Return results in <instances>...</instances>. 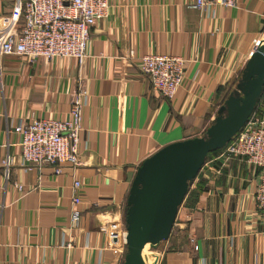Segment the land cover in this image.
Listing matches in <instances>:
<instances>
[{
    "label": "crops",
    "instance_id": "0c3cea01",
    "mask_svg": "<svg viewBox=\"0 0 264 264\" xmlns=\"http://www.w3.org/2000/svg\"><path fill=\"white\" fill-rule=\"evenodd\" d=\"M195 0H110L108 18L90 32L87 58L32 63L0 59V264H117L99 227L125 215L138 168L162 148L203 137L237 87L264 34V0H238L213 13ZM23 7L0 0L3 21L19 30ZM147 54L186 60L184 83L170 100L139 67ZM80 82L90 96L73 168L27 169L21 136L33 114L67 119ZM264 120V90L247 118ZM13 164L10 178L2 160ZM260 170L225 150L209 155L190 183L168 241L151 264H264V224L256 202ZM82 182L79 192L74 182ZM21 187V189L19 188ZM81 198L75 205L73 198ZM80 212L77 226L72 221ZM157 247V246H156Z\"/></svg>",
    "mask_w": 264,
    "mask_h": 264
},
{
    "label": "built area",
    "instance_id": "2783aa9c",
    "mask_svg": "<svg viewBox=\"0 0 264 264\" xmlns=\"http://www.w3.org/2000/svg\"><path fill=\"white\" fill-rule=\"evenodd\" d=\"M23 7V25L19 30L3 21L0 24V59L5 56H22L34 63L41 58L76 60L80 65L87 58L91 29L110 14V0H18ZM238 0H195L192 8L213 13L216 6L235 7ZM264 40L254 43V50ZM251 52V56L254 54ZM139 67L147 75L153 88L164 98L172 100L185 79L186 60L182 57L147 54L139 58ZM90 96L80 82L72 94L67 119H46L33 114L26 126L19 125L15 131L21 136V159L27 169L55 168L57 175L69 165L78 167L80 162V133L83 130V114ZM225 153L260 170L256 191L257 208L264 224V120L249 118L244 128L229 142ZM12 158L2 160L6 179L10 178ZM82 182H74L79 192ZM21 189V187H19ZM75 205L81 198H73ZM75 226L80 212L72 216ZM105 237V250L111 251L117 264H124L127 254V225L123 217L105 220L99 227Z\"/></svg>",
    "mask_w": 264,
    "mask_h": 264
},
{
    "label": "water",
    "instance_id": "95a60500",
    "mask_svg": "<svg viewBox=\"0 0 264 264\" xmlns=\"http://www.w3.org/2000/svg\"><path fill=\"white\" fill-rule=\"evenodd\" d=\"M238 85L218 112L207 137L172 143L138 168L127 199V254L124 264H147L145 247L168 241L190 183L213 151L224 149L247 123L249 108L264 90V40L254 50Z\"/></svg>",
    "mask_w": 264,
    "mask_h": 264
},
{
    "label": "rangeland",
    "instance_id": "374dc122",
    "mask_svg": "<svg viewBox=\"0 0 264 264\" xmlns=\"http://www.w3.org/2000/svg\"><path fill=\"white\" fill-rule=\"evenodd\" d=\"M203 137H207L206 134L203 136ZM173 232V231H172ZM157 246V247H156ZM161 246V244L159 245ZM156 248H158V245H148L145 249V252H144V256L147 258V256H149V254L151 252H153L154 250H156ZM146 263L147 264H151V262L149 260L146 259Z\"/></svg>",
    "mask_w": 264,
    "mask_h": 264
},
{
    "label": "trees",
    "instance_id": "16d2710c",
    "mask_svg": "<svg viewBox=\"0 0 264 264\" xmlns=\"http://www.w3.org/2000/svg\"><path fill=\"white\" fill-rule=\"evenodd\" d=\"M228 144H229V143H228ZM226 147H227V146H226ZM226 147H225V148H226ZM225 148H224V149H225ZM224 149H221V150H224ZM221 150H217V151H221ZM213 152H215V151H213ZM210 154H211V153H210ZM210 154H209V155H210ZM209 155H208L207 159L209 158ZM207 159H206V161H207ZM127 209H128V206L126 205V207H125V217H126Z\"/></svg>",
    "mask_w": 264,
    "mask_h": 264
},
{
    "label": "bare ground",
    "instance_id": "6f19581e",
    "mask_svg": "<svg viewBox=\"0 0 264 264\" xmlns=\"http://www.w3.org/2000/svg\"><path fill=\"white\" fill-rule=\"evenodd\" d=\"M148 245H149V244H148ZM148 245H147V246H148ZM147 246H146V247H147ZM146 247H145V249H146ZM144 252H145V250H144Z\"/></svg>",
    "mask_w": 264,
    "mask_h": 264
}]
</instances>
